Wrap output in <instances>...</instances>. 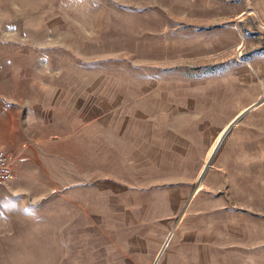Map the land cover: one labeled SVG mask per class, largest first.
I'll return each instance as SVG.
<instances>
[{
    "label": "rangeland",
    "instance_id": "374dc122",
    "mask_svg": "<svg viewBox=\"0 0 264 264\" xmlns=\"http://www.w3.org/2000/svg\"><path fill=\"white\" fill-rule=\"evenodd\" d=\"M9 135L0 264H264V0H0Z\"/></svg>",
    "mask_w": 264,
    "mask_h": 264
},
{
    "label": "crops",
    "instance_id": "0c3cea01",
    "mask_svg": "<svg viewBox=\"0 0 264 264\" xmlns=\"http://www.w3.org/2000/svg\"><path fill=\"white\" fill-rule=\"evenodd\" d=\"M7 127H8V129H10L11 126L8 125ZM11 137L12 136L9 135L7 139H3V140L0 141V148L1 147H8V148L2 149V150H7V151H9V153H12V154L16 155V158L14 156V159H13V162H12L13 163V174H14L15 169L17 170V168H18L19 153L22 152V149H20V144H19L20 142L19 141H15ZM9 147H12V148H9ZM13 148H15L16 150H14ZM0 183H2V182H0Z\"/></svg>",
    "mask_w": 264,
    "mask_h": 264
},
{
    "label": "built area",
    "instance_id": "2783aa9c",
    "mask_svg": "<svg viewBox=\"0 0 264 264\" xmlns=\"http://www.w3.org/2000/svg\"><path fill=\"white\" fill-rule=\"evenodd\" d=\"M13 177L11 158L4 152H0V182H7Z\"/></svg>",
    "mask_w": 264,
    "mask_h": 264
},
{
    "label": "water",
    "instance_id": "95a60500",
    "mask_svg": "<svg viewBox=\"0 0 264 264\" xmlns=\"http://www.w3.org/2000/svg\"><path fill=\"white\" fill-rule=\"evenodd\" d=\"M263 101L262 100H260V101H258L257 103H255V104H253V105H251L250 107H248V108H246L245 110H243L240 114H238V116H236L231 122H230V124L225 128V130H224V132L226 133V135L230 132V130L233 128V126L237 123V122H239L250 110H252V109H254L257 105H259V104H261ZM205 169H203V170H205V172H206V170H207V168H208V166H207V168H206V166L204 167ZM205 172L203 173V174H201L200 176L201 177H199V178H202L203 177V175L205 174ZM195 192H196V188L194 187V189L192 190V192H191V194H190V198L195 194Z\"/></svg>",
    "mask_w": 264,
    "mask_h": 264
},
{
    "label": "bare ground",
    "instance_id": "6f19581e",
    "mask_svg": "<svg viewBox=\"0 0 264 264\" xmlns=\"http://www.w3.org/2000/svg\"><path fill=\"white\" fill-rule=\"evenodd\" d=\"M222 141H223V139L220 140V143H221ZM205 166H206V168H207L208 165H205ZM204 169H205V168H204ZM204 172H205V170H203L201 174H203ZM203 176H204V175H203ZM200 177H201V176H200ZM202 178H203V177H202Z\"/></svg>",
    "mask_w": 264,
    "mask_h": 264
}]
</instances>
